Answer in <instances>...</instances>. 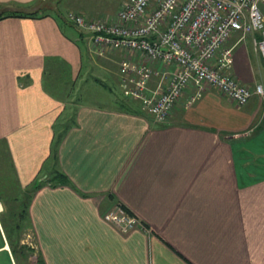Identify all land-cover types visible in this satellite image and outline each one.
<instances>
[{"label":"crops","instance_id":"obj_1","mask_svg":"<svg viewBox=\"0 0 264 264\" xmlns=\"http://www.w3.org/2000/svg\"><path fill=\"white\" fill-rule=\"evenodd\" d=\"M45 1L0 0V14L21 13L0 17V148L25 187L41 182L28 210L43 264H264V96L236 105L204 84L189 103L190 85L157 122L136 99L121 107L112 85L106 104L61 92L60 79L82 77L83 43L118 89L121 54H95L89 32L64 18L103 7ZM240 36L227 41L229 69L264 89L259 33ZM54 170L65 182L49 183ZM113 200L148 231L106 222Z\"/></svg>","mask_w":264,"mask_h":264},{"label":"built area","instance_id":"obj_2","mask_svg":"<svg viewBox=\"0 0 264 264\" xmlns=\"http://www.w3.org/2000/svg\"><path fill=\"white\" fill-rule=\"evenodd\" d=\"M260 2L264 0H124L111 18H88L77 11H67L64 18L89 32L90 49L98 55L108 48L120 51L118 85L124 95L138 99L154 121L163 122L190 85L189 103L204 84L236 105L246 103L252 93L264 96L261 83L250 87L229 71L232 46L227 44L234 32L241 38L258 32L253 42L264 67ZM102 217L121 233L136 226L148 231L119 200H113Z\"/></svg>","mask_w":264,"mask_h":264},{"label":"rangeland","instance_id":"obj_3","mask_svg":"<svg viewBox=\"0 0 264 264\" xmlns=\"http://www.w3.org/2000/svg\"><path fill=\"white\" fill-rule=\"evenodd\" d=\"M122 1L123 0H89V1L84 0V2H89L88 5L91 7H103L104 8V9H99L97 12H95L97 15H99L98 17L106 16L107 15V14H105L106 11L111 10L112 8H117L118 6L114 7L113 5H119L122 3ZM56 2H58V0H50V1L48 0V4L51 7L52 6L55 7ZM259 7H260V10L262 11V13H264V3L260 2ZM93 16H95V15H93ZM108 16H110V15H108ZM98 17H96V18H98ZM82 49H83L82 51H84V50L87 51L85 43L82 44ZM85 51L83 52V55H82L83 66H82V70H81V76H82L81 78H83L84 80L79 78V79H77V81L75 83H72L73 82L72 78L68 75V78H66L65 80L60 79L59 80L60 82L58 81L61 84L59 90L61 92H63L64 87L67 85L66 89H68L69 91L74 93V95H73L74 97H76V95H79L80 93L85 94V93L89 92L90 93L89 97L93 96L95 98L96 103L99 102V103H105L106 104V103H110L111 99L108 98L106 100L104 98L113 96L112 93H109L108 88L106 86L112 85L114 95L118 96L119 98H125L124 100L128 99L127 101H125L126 103H128V101H129V103L133 102V100L136 98L130 97V96H125L123 91H122V88H120L119 85H118V87H119V89H118L115 84L110 83L108 78H106V76L103 73H100V72H98V70L94 69L95 67L93 66V61L97 59L96 58L97 56L96 57L95 56H86ZM91 51L93 52V50H91ZM96 61H98V60H96ZM87 62H90V64L87 65L86 64ZM118 63H119V61H118ZM91 71H92V73H91ZM229 71H230V69H229ZM230 72L234 75V73L232 71H230ZM261 72H264V68H261ZM91 74L95 75V77H94L95 79L91 78ZM120 76H121V74L119 73V78H120ZM238 80H240V79H238ZM242 83H244V82H242ZM244 84H246V83H244ZM256 84L257 83H255V85ZM246 85H248V84H246ZM254 86H253V88H254ZM77 93H79V94H77ZM121 93H122V95H121ZM86 99H87V97H84V100H86ZM137 101L139 103V100H137ZM81 102H85V101L81 100ZM3 152H4V150H3ZM3 152H2V148H0V198H1L0 213L5 214L6 216L8 215L7 219L8 220L10 219L9 222H11L12 219L9 217L11 212H9V211L14 210V213H18V210L22 206V204L20 203L21 198H24L23 203L26 200L25 198L27 196L24 195L25 193L23 190L26 188H27V190H30L32 188H37V186L35 185L36 187H34V185H33L34 182L32 181L28 187H25L27 185H23L24 183H21V181L17 178V176L12 172L13 168L10 165L5 163ZM51 175H52V173L49 174V176H51ZM37 180H38V178H37ZM52 182H54L56 184L58 181H52ZM40 184H41V182H40ZM28 201H30L29 197H28ZM28 206H29V203H28ZM28 206L26 207L27 208V215H26L27 217H25V220L17 221L18 222V228H17L15 233L13 232L12 237L13 238L17 237L16 239L19 240L20 244L25 243L29 247H31L29 250L30 253H28L26 251V253H25L26 256L24 255L25 257L20 258V263L21 264H37L36 258H37V254L39 252L40 247H39V243L37 242L36 232H35L34 228L31 226L32 224H31L30 218H29ZM0 229H1V232L4 236V232L1 228V225H0ZM135 229L138 230V227L136 226V227L132 228L130 231H133ZM0 235H1V233H0ZM1 237H2V235H1ZM4 245H5V247L8 246L6 243H4ZM4 245L2 243H0V251L4 250L3 249V248H5ZM0 264H7L6 256H5V254L3 255L1 252H0ZM13 264H15L14 261H13ZM44 264H45V262H44Z\"/></svg>","mask_w":264,"mask_h":264},{"label":"trees","instance_id":"obj_4","mask_svg":"<svg viewBox=\"0 0 264 264\" xmlns=\"http://www.w3.org/2000/svg\"><path fill=\"white\" fill-rule=\"evenodd\" d=\"M13 14L20 15L21 13H19V12H5V13L0 14V17L3 15L7 16V15H13ZM25 14L31 15L32 13L27 12ZM127 100L128 99H126V101ZM136 100H138V99H136ZM119 105L121 107H123V106H127L128 103H126L125 100L122 99L119 101ZM163 122H165V121H163ZM35 181L33 183L34 187L39 186L40 183L37 184V182H40V181H38V180L36 182ZM52 181H58L57 183L65 182V177H63L62 172H60L58 170H54L52 172V175L49 176V183H52V185H54L55 183ZM33 189L34 188L27 190V188H26L23 190L25 193L24 195L27 197L25 198L26 200L24 203H23L24 198H21L20 203L22 204V206L18 210V213H14V210L9 211V212H11L10 216H9L12 219L11 222H9L10 219L9 220L7 219L8 215L6 216L5 214L0 213V225H1V228L4 232V236H3L1 229H0V233L2 235V237L0 235V243H2L3 245H4V243H6L8 245V248H3L4 250H2L0 252L3 255L5 254L7 264H13V261L15 262V264H21L20 258H23L26 256L25 255L26 251L28 253H30L29 250L31 247H29L25 243L20 244L19 240L16 239L17 237L13 238L12 235H13V232L15 233L17 228H18V222L17 221L25 220V217H27L26 216L27 215V208L26 207L28 206V202H29L28 197H30L31 190H33ZM0 201H1V198H0ZM36 262H37V264H43V262L41 261V259L39 257V253L37 254Z\"/></svg>","mask_w":264,"mask_h":264},{"label":"bare ground","instance_id":"obj_5","mask_svg":"<svg viewBox=\"0 0 264 264\" xmlns=\"http://www.w3.org/2000/svg\"><path fill=\"white\" fill-rule=\"evenodd\" d=\"M40 1H41V2H46L45 0H40ZM121 4H122V3H121ZM121 4H120V5H121ZM119 7H120V6H119ZM119 7H118V9H119ZM118 9H117V10H118ZM117 10H116V11H117ZM116 11H115V13H114L113 15H110V16L106 15V16H104V17L111 18V17H113V16L116 14ZM84 16H85V15H84ZM85 17H86V16H85ZM100 17H101V16H100ZM98 18H99V17H98ZM93 19H95V18H93ZM70 22H71V21H70ZM72 23H73V22H72ZM73 24H74V23H73ZM108 49H111V48H108ZM108 49H106V50H108ZM106 50H105V51H106ZM105 51H104V52H105ZM96 54H97V53H96ZM97 55H98V54H97ZM172 106H173V105H172ZM4 247H5V245H4ZM5 248H8V246L5 247Z\"/></svg>","mask_w":264,"mask_h":264}]
</instances>
